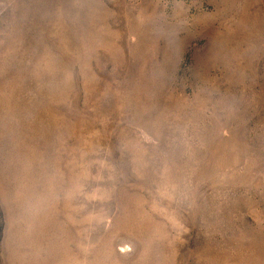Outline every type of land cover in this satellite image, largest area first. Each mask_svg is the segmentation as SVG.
<instances>
[{
  "label": "rangeland",
  "instance_id": "1",
  "mask_svg": "<svg viewBox=\"0 0 264 264\" xmlns=\"http://www.w3.org/2000/svg\"><path fill=\"white\" fill-rule=\"evenodd\" d=\"M0 264H264V0H0Z\"/></svg>",
  "mask_w": 264,
  "mask_h": 264
}]
</instances>
